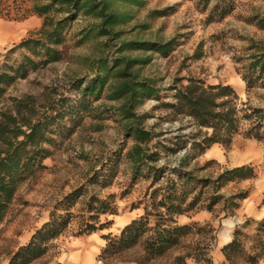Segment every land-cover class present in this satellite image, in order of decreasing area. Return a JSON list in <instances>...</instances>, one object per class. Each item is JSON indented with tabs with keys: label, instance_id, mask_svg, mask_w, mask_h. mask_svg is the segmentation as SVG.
Masks as SVG:
<instances>
[{
	"label": "rangeland",
	"instance_id": "374dc122",
	"mask_svg": "<svg viewBox=\"0 0 264 264\" xmlns=\"http://www.w3.org/2000/svg\"><path fill=\"white\" fill-rule=\"evenodd\" d=\"M0 4V10H8L10 17H16L17 9L20 13L22 6H27L20 0H0ZM119 7L128 17L112 27L111 32L116 35L110 39L107 36L81 41L79 31L96 20L79 13L68 21L63 29L66 39L56 46L62 58L5 86L0 109L24 96H32L41 110L63 100L70 104L79 98L73 83L90 80V65L95 58L105 53L108 57L125 55L137 60L133 70L156 89L153 96L135 106L134 114L143 127L157 135L155 140L172 146L171 140L178 134L190 139L194 135L198 140L206 132L177 107L173 97L177 88L189 78L204 85L230 84L237 95L239 130L232 135L228 148L213 143L191 159L186 169L193 170L198 178L213 180L224 169L249 164L254 177L232 181L218 191L226 198L245 193V198L234 197L236 205L228 210L219 200L209 211L203 207L208 200L203 196L197 209L175 216L176 224H189L192 228L164 256L141 259L142 250L136 246L121 254L100 257L106 245L104 235H118L130 220L143 215V202L152 191L150 178L135 176L123 157L133 139L125 132L119 102L110 99L105 90L96 100L85 98L89 102L87 110L64 117L47 131L50 142L44 144L49 151L42 161L45 166L26 175L0 223V264H75L77 256L87 255L95 248L99 250L93 264H179L182 259L193 264L194 259L203 256H209L212 264H223L221 247L231 240L235 228L249 237L247 248L253 243L251 235L264 218V139L244 135L249 121L241 115L246 107L264 111V74L247 87L241 72L249 65L251 55H258L264 47V26L260 24L264 0H144L140 6ZM41 24V17L33 14L20 20L0 17V62L6 50L35 35ZM102 40L107 44L103 53L99 45ZM131 40L169 45L163 51L142 47L125 49L123 54L116 52L119 44ZM186 148L191 155L190 143ZM184 150L173 153L162 149L161 158L153 164L176 166ZM98 169L109 175L108 185L94 180ZM73 192L84 193L75 199L76 195H70ZM94 198L108 201L115 213H96L89 218L85 204ZM60 204L72 213L60 235L44 243L43 254L11 260ZM85 223L105 227L85 233ZM237 264L245 263L239 260ZM258 264H264V258Z\"/></svg>",
	"mask_w": 264,
	"mask_h": 264
},
{
	"label": "trees",
	"instance_id": "16d2710c",
	"mask_svg": "<svg viewBox=\"0 0 264 264\" xmlns=\"http://www.w3.org/2000/svg\"><path fill=\"white\" fill-rule=\"evenodd\" d=\"M20 1H25L27 6H22L20 13L17 9L16 17H10L8 10L4 12L0 10V17L20 20L33 14L41 17L42 24L35 35L23 38L20 43L3 54L4 58L0 62V97L5 86L17 79L26 78L30 71H35L38 67H44L62 58L61 50L56 46L64 43L66 39L63 34L64 26L77 14L82 13L96 20L79 31L81 41L89 38L105 39L107 36H111L107 38L110 39L116 35L111 32L112 27L128 17L127 12L119 6H140L144 2V0ZM260 22L264 26V17ZM99 45L103 53L107 47L106 40L99 42ZM168 45L169 43L149 44L131 40L119 44L116 52L123 54L125 49L142 47L163 51ZM15 53L17 57L12 56ZM250 58L246 70L241 72V78L247 87L253 86L254 81L264 74V47L258 55H251ZM136 62V59L125 55L108 57L105 53L91 63L93 75L90 80L73 83L76 92H79V98L74 99V102L68 104L63 100L57 105L49 104L47 108L41 110L35 106L32 96H24L12 99L0 109V223L26 175L45 166L42 161L49 151L44 144L50 142L47 131L64 117L87 110L89 102L85 98L96 100L105 90L110 99L119 102L118 110L125 125V132L133 139L123 157L131 165V171L135 176L143 175L150 178L152 191L143 202V215L130 220L118 235H104L106 245L101 250L100 257L121 254L136 246L142 250L141 259L164 256L192 228L189 224H176L175 216L197 209L203 196L208 198L203 207L209 211L213 210L219 200H222L223 208L228 210L232 205H236L232 200L234 197L245 198V193L226 198L218 191L232 181L254 177L255 171L249 164L224 169L213 180L198 178L193 170L186 169L191 159L196 158L197 154L213 143H219L225 148L230 146L232 135L239 130L235 102L237 95L233 87L230 84L204 85L195 78H189L185 84H181L173 96L177 107L206 132L198 140L194 139V135H191V140L189 136L183 138L184 134H178L175 140H171L172 146H169L155 140L157 135L151 129L143 127L133 112L135 106L145 97H151L156 92L149 80L140 78L137 71L133 70ZM241 117L249 121L244 135L253 136L258 140L264 139L263 110L246 107L242 109ZM187 143H190V149L193 151L191 155L190 150L186 148ZM182 148L185 150L176 166L169 167L163 164L159 167L153 164L161 158L160 150L175 153ZM93 175L95 181L104 186L108 185L110 177L102 170H95ZM83 193L73 192L70 195H76L73 196L76 199ZM59 209L64 211L59 212ZM66 209L64 204L55 208L50 213L49 220L30 236L26 245L20 247L11 260H26L43 254L46 246L44 243L60 235L72 217V213ZM85 210L90 213L89 218L95 217L96 213H115L114 206L98 198L87 201ZM104 227V224L96 226L85 223L83 232L92 233ZM254 230L255 233L251 235L253 243L247 248L245 244L246 239H249L247 234L242 233L239 228L234 229L231 240L221 247L223 264H237L239 260L245 264H258L264 258V218L258 221ZM179 264L192 263L182 259ZM193 264H212V261L209 256H203L194 259Z\"/></svg>",
	"mask_w": 264,
	"mask_h": 264
},
{
	"label": "crops",
	"instance_id": "0c3cea01",
	"mask_svg": "<svg viewBox=\"0 0 264 264\" xmlns=\"http://www.w3.org/2000/svg\"><path fill=\"white\" fill-rule=\"evenodd\" d=\"M99 248H95L93 251H89V254H81L80 256H77L74 262L75 264H93V257L97 254Z\"/></svg>",
	"mask_w": 264,
	"mask_h": 264
},
{
	"label": "bare ground",
	"instance_id": "6f19581e",
	"mask_svg": "<svg viewBox=\"0 0 264 264\" xmlns=\"http://www.w3.org/2000/svg\"><path fill=\"white\" fill-rule=\"evenodd\" d=\"M227 238H228V234L225 233V234H224V239H227Z\"/></svg>",
	"mask_w": 264,
	"mask_h": 264
}]
</instances>
